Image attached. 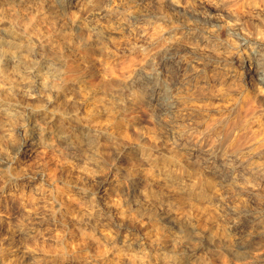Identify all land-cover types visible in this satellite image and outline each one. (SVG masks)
Instances as JSON below:
<instances>
[{
  "label": "clouds",
  "instance_id": "9594fccd",
  "mask_svg": "<svg viewBox=\"0 0 264 264\" xmlns=\"http://www.w3.org/2000/svg\"><path fill=\"white\" fill-rule=\"evenodd\" d=\"M0 264H264V0H0Z\"/></svg>",
  "mask_w": 264,
  "mask_h": 264
}]
</instances>
